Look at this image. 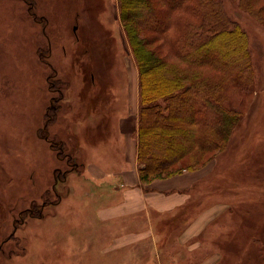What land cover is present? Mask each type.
I'll return each mask as SVG.
<instances>
[{"label": "rangeland", "instance_id": "obj_1", "mask_svg": "<svg viewBox=\"0 0 264 264\" xmlns=\"http://www.w3.org/2000/svg\"><path fill=\"white\" fill-rule=\"evenodd\" d=\"M221 1L247 32L256 70L251 94L230 93L240 121L222 149L206 153L202 162L214 155L195 171L191 209L176 221L150 209L148 217L107 222L98 209L121 198L120 179H95L86 164L131 166L117 123L140 107L138 65L118 0H0V264H264V22L237 0ZM139 30L163 71L186 67L162 38ZM104 72L113 82L110 98ZM200 210L205 229L180 242ZM142 229L152 235L140 246L118 247L115 238Z\"/></svg>", "mask_w": 264, "mask_h": 264}, {"label": "trees", "instance_id": "obj_2", "mask_svg": "<svg viewBox=\"0 0 264 264\" xmlns=\"http://www.w3.org/2000/svg\"><path fill=\"white\" fill-rule=\"evenodd\" d=\"M237 1L240 8L264 22V5L258 4L264 0ZM118 4L119 19L139 70L140 107L135 136L140 180L148 184L199 170L214 155L202 162L206 153L225 146L243 115L230 93L251 94L255 89L256 70L248 34L228 16L221 0H118ZM92 7L94 19L96 6ZM141 28L162 38L169 56L186 67L163 71L162 57L147 52ZM90 74L96 72L90 70ZM104 78L105 98H110L108 90L113 82L105 72ZM100 89L94 100L102 93ZM57 144L56 149L60 148ZM192 152L195 154L189 163L175 166ZM57 171V179L62 180ZM37 214L42 215V211L37 209ZM2 222L0 218V242Z\"/></svg>", "mask_w": 264, "mask_h": 264}, {"label": "crops", "instance_id": "obj_3", "mask_svg": "<svg viewBox=\"0 0 264 264\" xmlns=\"http://www.w3.org/2000/svg\"><path fill=\"white\" fill-rule=\"evenodd\" d=\"M137 113L138 111L129 112V116L121 117L117 123L119 130L117 135L120 138L122 137L124 142L125 161L128 160L131 166L122 170L107 171L102 165L94 161H89L86 164L87 171L91 177L101 180L114 175L120 179L119 182L115 183L117 190L123 189L118 202L100 204L98 216L101 221L107 222L126 218V216H132L140 212H144L145 216L148 217L151 209L152 211L160 212V215L166 212L172 213L174 216L172 219L176 221L178 219L177 216L181 215V212L191 209L189 207L190 195L188 190L194 184L197 172H183L169 178L155 179L150 184H144L139 177L137 142L134 138L137 131V120L135 118ZM202 211L204 210L198 211L197 217L184 226L178 235L180 242L189 243L194 235L205 229L203 227L205 223L203 222L207 221V213L206 211L201 213ZM151 235V230L142 229L138 232L125 233L115 239L119 248L129 245L137 247V245L140 246L142 244L140 241L143 238ZM107 251H109V247Z\"/></svg>", "mask_w": 264, "mask_h": 264}, {"label": "flooded vegetation", "instance_id": "obj_4", "mask_svg": "<svg viewBox=\"0 0 264 264\" xmlns=\"http://www.w3.org/2000/svg\"><path fill=\"white\" fill-rule=\"evenodd\" d=\"M92 22H93V21H92ZM92 78L95 79V80L97 79V78H96V75H94V74H92ZM91 83H92V82H91Z\"/></svg>", "mask_w": 264, "mask_h": 264}]
</instances>
